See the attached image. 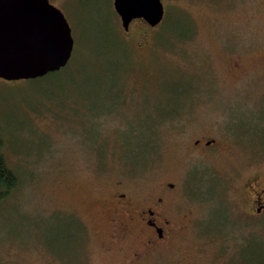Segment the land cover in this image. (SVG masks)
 <instances>
[{"label":"rangeland","instance_id":"374dc122","mask_svg":"<svg viewBox=\"0 0 264 264\" xmlns=\"http://www.w3.org/2000/svg\"><path fill=\"white\" fill-rule=\"evenodd\" d=\"M48 1L86 70L0 79L18 179L0 201V264H264V211L248 204L264 190V0H161L160 25L128 32L113 0ZM119 182L140 199L175 184L182 228L166 246L133 259L143 233L119 236L104 207Z\"/></svg>","mask_w":264,"mask_h":264},{"label":"water","instance_id":"95a60500","mask_svg":"<svg viewBox=\"0 0 264 264\" xmlns=\"http://www.w3.org/2000/svg\"><path fill=\"white\" fill-rule=\"evenodd\" d=\"M121 27L142 19L150 27L164 17L161 0H113ZM74 47L63 13L48 0H0V79L30 80L59 71ZM264 205L255 208L257 213Z\"/></svg>","mask_w":264,"mask_h":264},{"label":"flooded vegetation","instance_id":"af4514ba","mask_svg":"<svg viewBox=\"0 0 264 264\" xmlns=\"http://www.w3.org/2000/svg\"><path fill=\"white\" fill-rule=\"evenodd\" d=\"M174 189V183L164 182L159 184L150 195L140 199L130 184L119 182L107 194L104 207L112 210L109 221L118 225L117 228L120 230L118 235L122 234L125 238L127 227L138 228L143 233V251L134 252L133 259L141 257L144 251L151 249L156 252L160 246H166L172 236L182 228L175 220L177 213L174 209L176 205ZM258 190L254 191L256 194L248 201L249 206L254 209L264 205V190ZM262 211L264 209L259 213ZM113 236V240L118 238Z\"/></svg>","mask_w":264,"mask_h":264},{"label":"trees","instance_id":"16d2710c","mask_svg":"<svg viewBox=\"0 0 264 264\" xmlns=\"http://www.w3.org/2000/svg\"><path fill=\"white\" fill-rule=\"evenodd\" d=\"M137 22H142V23L148 25L142 19H135V21L133 20L131 22V24H133V23L136 24ZM157 26H155V28ZM128 31H125V32H128ZM79 56H80V54L78 51H76V52L73 51L72 56H71L69 62L67 63V65L65 67L61 68L59 71L49 73V74H47L43 77H40V78L56 79L57 81L62 79V80H69L72 83H76L77 79L80 76L83 77L85 70H86L85 65L79 66V64H80L78 61ZM1 145L2 144H1V138H0V201L8 198L10 196V194L15 189L17 182H18L17 176L12 171L5 169L6 166H5L2 154H1ZM253 196H254V194H253Z\"/></svg>","mask_w":264,"mask_h":264}]
</instances>
